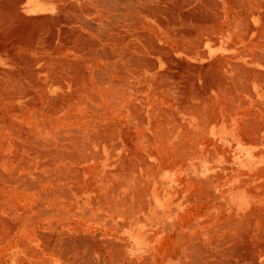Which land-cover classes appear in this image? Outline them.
<instances>
[{
    "label": "bare ground",
    "instance_id": "bare-ground-1",
    "mask_svg": "<svg viewBox=\"0 0 264 264\" xmlns=\"http://www.w3.org/2000/svg\"><path fill=\"white\" fill-rule=\"evenodd\" d=\"M261 92L264 0H0V165L11 160L7 151L10 164L21 155L27 166L39 162L41 133L53 134L72 109L77 120L91 101L102 124L83 133L85 151L128 152L189 138L202 119H218L200 108L229 110ZM186 119L199 120L194 132L186 133ZM30 122L34 127L25 126ZM66 139L71 151L81 146L79 137ZM247 236L228 247L233 264L254 255Z\"/></svg>",
    "mask_w": 264,
    "mask_h": 264
},
{
    "label": "rangeland",
    "instance_id": "rangeland-1",
    "mask_svg": "<svg viewBox=\"0 0 264 264\" xmlns=\"http://www.w3.org/2000/svg\"><path fill=\"white\" fill-rule=\"evenodd\" d=\"M95 105L80 111L81 123L72 109L53 134L41 133L39 162L27 166L21 155V162L10 164L14 154L6 152L11 160L0 165V222L7 224H0V264H233L229 248L254 227L247 236L254 255L234 264H264V92L229 110L200 108L218 119L201 125L184 120L186 133L200 126L189 138L177 135L128 152L85 151L83 133L102 124ZM66 138L83 147L71 151ZM71 152L80 157L72 153V161Z\"/></svg>",
    "mask_w": 264,
    "mask_h": 264
},
{
    "label": "crops",
    "instance_id": "crops-1",
    "mask_svg": "<svg viewBox=\"0 0 264 264\" xmlns=\"http://www.w3.org/2000/svg\"><path fill=\"white\" fill-rule=\"evenodd\" d=\"M75 250L72 248L71 249V255H70V258H71V260L73 261V252H74ZM67 257V256H66Z\"/></svg>",
    "mask_w": 264,
    "mask_h": 264
}]
</instances>
